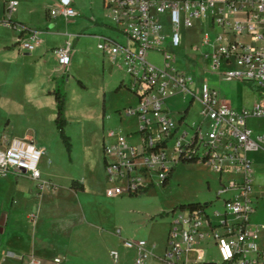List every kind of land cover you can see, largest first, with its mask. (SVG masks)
Wrapping results in <instances>:
<instances>
[{"label":"built area","instance_id":"2783aa9c","mask_svg":"<svg viewBox=\"0 0 264 264\" xmlns=\"http://www.w3.org/2000/svg\"><path fill=\"white\" fill-rule=\"evenodd\" d=\"M17 4V0L7 1L8 16L3 24L18 32V49L31 52L42 41L40 31L10 18ZM104 7L117 35H98L97 48L133 77L125 85L138 95V104L125 111L141 121L139 145L115 130L108 131L115 139L104 145V169L111 183L106 194H138L154 186L155 177L163 184L174 167L170 163L183 158L205 163L220 174L229 165L231 176L220 180L216 192L222 209L215 208L212 215L218 220L213 222L206 209L211 201L192 209L173 208L166 248L158 258L163 264H264V247L259 241L264 222L251 221L256 208L252 195L254 170L248 157V152L264 149V134L253 136L247 126L248 118L264 116V0H104ZM77 14L72 0H58L48 11L53 18L67 19ZM208 18L220 28L213 41L207 30L201 37V42L211 47L204 53L211 59L210 69L227 81L251 85L260 96L252 106L237 110L221 102L218 90L203 80L198 95L202 121L193 134L185 128L177 135L180 126L173 121L166 100L183 93L191 95L193 101L197 87L193 74L175 67L173 48L182 44V27L192 28L197 19ZM72 50L69 41L53 50L64 68L70 64ZM150 52L161 54V66L150 61ZM223 63L234 66L221 69ZM184 120L180 116L179 124ZM204 125L207 130L203 133ZM173 138L169 159L167 146ZM43 153V148L29 139L10 138L0 148V177L8 173L27 176L44 189L49 181L41 177L39 169ZM116 232L121 235L120 229ZM208 239L215 241L220 261L205 260L201 244ZM123 245L136 250L135 264H144L152 254L144 238H124ZM184 254L188 260L182 258ZM7 255L16 253L7 251ZM53 262L62 260L55 257ZM26 264H41V260L30 257Z\"/></svg>","mask_w":264,"mask_h":264},{"label":"rangeland","instance_id":"374dc122","mask_svg":"<svg viewBox=\"0 0 264 264\" xmlns=\"http://www.w3.org/2000/svg\"><path fill=\"white\" fill-rule=\"evenodd\" d=\"M205 30L213 41L220 28L185 29L183 43L173 48L175 67L193 74L197 87V97L187 110L188 116L180 124L178 120L189 105L191 95L178 93L166 100L173 121L180 126L177 135L182 134L185 128L190 135L193 134L202 121V105L198 95L203 80L212 81L222 91H228L233 85V82L227 81L217 83L215 73L210 69L211 59L202 57V53L209 52L211 48L201 42V32ZM0 37L11 40L14 32L1 23ZM96 42L93 38L84 41L82 54L78 55L75 64L74 77L70 76L61 84L66 95L65 115L68 123L65 132L71 142L69 149L57 131L54 132L51 123V113L55 109L53 95L46 94V89L45 95L41 96L47 80H37L28 75L30 56L26 57V63L9 51L0 53V126L3 124L5 105L11 110L8 114H11L15 125L38 123L49 142L48 156L53 160L48 168L53 182L49 181L42 195L35 192L34 181L29 178L17 177L12 173L0 177V207L8 208L11 195L15 194L9 241L5 236L0 237V264H26L30 257L40 259L41 264H54L55 256L62 260L59 264H135V254L123 257L126 254L124 238H144L150 245L156 244L144 264H163L158 256L167 242L170 211L180 204L211 201L206 209L212 215L213 210L220 206V200L216 199V192L221 186L219 173L199 162L172 161L170 164L174 169L166 184H161L160 179L155 177V185L138 194H106V188L111 183L104 169L103 136L109 144L115 137L109 136L108 131L115 130L125 135L130 143L139 145L141 121L137 115H127L125 111L138 104V95L124 84L119 86L121 77L125 78V83H129L133 77L126 74L119 64L106 63L103 68ZM191 42L198 47L192 49L189 46ZM148 58L162 65L158 52H150ZM73 59L74 54L64 71L72 72ZM115 67H120V70ZM12 70L17 74L16 79L5 84L2 75ZM56 86L55 83L50 89ZM250 97V94L244 96L246 100ZM148 116L155 122L152 113ZM193 122L196 123L195 127ZM248 125L256 132L264 131V118H251ZM202 130L203 133L207 130L206 125ZM174 141L175 138L168 142L169 159L172 158ZM252 153L249 155L254 166L253 192L264 196V153L257 152V157ZM74 179L83 181L86 188L80 206L73 204L77 199L65 190ZM78 187L79 183L76 182L73 188L77 190ZM26 215L28 220L25 219ZM258 217L264 219V197L259 205ZM117 229H120L121 235L116 232ZM16 241L32 250L8 256L7 251L15 253L9 242ZM130 251L133 253L134 250ZM205 257L207 261H220L213 247L206 250ZM182 258L188 260L186 254Z\"/></svg>","mask_w":264,"mask_h":264},{"label":"crops","instance_id":"0c3cea01","mask_svg":"<svg viewBox=\"0 0 264 264\" xmlns=\"http://www.w3.org/2000/svg\"><path fill=\"white\" fill-rule=\"evenodd\" d=\"M8 0H0V24L2 23L3 26L7 27L11 31L14 32V38H11V40L5 39V37H0V53H4L6 51H9L13 53L16 56H19L20 61L26 62V57L30 56L28 60V75L31 78L36 77L37 80L40 78H45L47 81V86L45 88H42V94L41 96L45 95L46 89H48L46 94H52L53 90H55L57 87H61V82L70 76L74 77L73 73H76L75 70V64L78 60V57L82 54V50L84 48V41L87 38H93L94 40L99 41L98 35L105 34V35H111L116 36L117 32L113 28L110 19L107 15V12L104 7V0H72L73 4L75 6V9L77 10L78 14L74 17H70L65 19L64 17L58 16V17H50L48 15V11L51 7L55 6L58 2V0H17L18 4L15 7V10H13L10 14V18L14 21L21 22L23 24L28 25L29 27L38 29L40 31V36L42 38L41 43L31 52H22L18 49L16 45V37L18 35V32L3 24V19L7 17L6 12V3ZM198 28L199 30L209 28L212 30H215L216 27L213 25L212 20L208 18L206 21L196 20L194 27L192 28H186L182 27V43L184 41V31L185 29H193ZM203 33V31L201 32ZM202 37V34H201ZM66 41H69L72 45V55L74 54L73 64L71 65V73L68 71H64V67L61 66L58 61L57 57L54 53V48L62 46L66 43ZM96 42V43H97ZM197 44L191 42L189 43V46L193 48ZM211 50V49H210ZM100 57L102 60V67H105V64H111L108 57L101 51ZM204 53H202V57L204 56ZM160 54V53H159ZM71 55V59H72ZM79 55V56H78ZM176 55V54H175ZM176 57V56H175ZM209 58V57H205ZM162 59V56H161ZM192 59V57H191ZM234 65L225 64L223 63L221 69H225L227 67H232ZM120 67H115L116 70H118ZM122 68V67H121ZM123 69V68H122ZM120 70V69H119ZM124 70V69H123ZM215 73V79L217 83L222 81H227L223 79L218 72L211 71ZM126 73V72H125ZM16 73L14 71H9L5 75H2L1 77L4 79L5 84H10L13 79L15 78ZM19 77H17L18 79ZM80 80V79H79ZM210 85H212L214 88H216L219 92L220 101L227 103L231 105L234 109L240 110L244 107H250L253 105V103L257 100V98L260 96L259 90L255 89L253 87H250L246 85L244 82L240 81H227V82H233V85L228 91H222L218 86L213 84L212 81L207 80ZM57 84L56 88L51 90L50 88L53 87L54 84ZM124 84L125 85V78L121 77L119 80V85ZM6 91V90H5ZM3 89V93H5ZM250 94L249 99H245L244 96ZM54 97V95H53ZM191 101V100H190ZM189 101V104L190 103ZM55 103V99H54ZM8 111H11L10 108L7 109V105H5V112L3 117V124L0 126V148L4 146L7 140H9L12 137H18V138H25L31 140L36 146L43 148L44 153L39 161V169L41 171V177L47 181H52L51 175L49 174L48 168L52 166L53 160L51 157L48 156V150H49V142L47 138L44 136L43 128L38 124H27L24 126H18L13 123L11 120L10 115L8 114ZM55 115H56V104L55 109L52 110L51 113V123L54 129L57 131L55 126ZM188 116V112L185 114L184 117ZM66 117V115H65ZM251 118H258V117H250L247 119V126L252 130V128L248 125V120ZM261 118H264L262 116ZM68 123V121H67ZM67 125V124H66ZM66 127V126H65ZM58 133V131H57ZM258 134H264V131L256 132L252 130V135L256 136ZM59 135V134H58ZM103 142L105 145L107 144L105 135L103 136ZM264 146V142H263ZM262 151L264 153V149L261 148L256 151H250L253 152V156L257 157V152ZM248 152V157L250 158V155ZM251 159V158H250ZM252 161V160H251ZM253 166V163H252ZM254 170V166H253ZM231 169L229 165H225V167L222 170V173H219L218 181L220 180H227L230 176ZM17 177H25L29 178L27 176H21L16 175ZM31 179V178H29ZM33 180V179H31ZM79 183L78 189H74L73 186L67 185L65 187V190L69 193V195L73 196L77 199L76 203L77 205H81L82 201V195L85 192V184L83 181H80L78 179H74ZM34 181V189L35 192L39 195H42L43 191L47 188L40 190L37 186V182ZM73 181V180H72ZM81 184V185H80ZM46 191H44L45 194ZM49 192V191H48ZM254 205H255V212L251 215V221L254 223L258 222H264V219H261L258 217V210L259 205L262 202V198L264 196L255 194L252 192ZM14 202H15V194L13 193L11 195L9 206L6 207H0V214H2L1 218L4 221L3 225V231L0 233L1 236H5L6 240H8V233H10L12 229L13 224V215L12 211L14 208ZM219 209H222V202H220V206L216 207ZM213 222H216L218 220V217L215 215H211ZM25 219L28 220L27 215L25 216ZM28 224V222H27ZM170 221L168 224L169 229ZM167 229V232H168ZM167 239V237H166ZM260 244L264 247V230L260 233ZM148 242V241H147ZM11 248L13 251H15L16 255L21 254L20 252L24 251H30L32 249L28 248V246H22L17 241L16 242H9ZM149 248L153 251L154 248H156V244L150 245L148 242ZM201 247L204 249V255L206 256V250L213 247L216 249L215 241L212 239H208L206 241H203L201 244ZM166 248V244L164 245L163 251L160 255L163 254L164 250ZM130 250H134L133 253ZM217 251V249H216ZM124 258L129 257L131 254H135L136 256V250L135 249H127L125 250ZM133 256V255H132ZM56 257V256H55ZM206 258V257H205Z\"/></svg>","mask_w":264,"mask_h":264},{"label":"trees","instance_id":"16d2710c","mask_svg":"<svg viewBox=\"0 0 264 264\" xmlns=\"http://www.w3.org/2000/svg\"><path fill=\"white\" fill-rule=\"evenodd\" d=\"M78 81L82 84L81 80L78 79ZM62 84V82H61ZM120 86V85H119ZM53 95H54V99H55V104H56V115H55V126L56 129L58 131L59 137L62 139V141L65 143V145L67 146V148L69 149L71 146V142H70V138L69 136L66 134L65 132V126L67 124V119L65 117V109H66V95L65 93L62 91V88L59 86L57 87L55 90H53ZM191 103V101H190ZM190 104L186 107V109L184 110L183 114L181 115V118H183L185 116V114L187 113V110L189 108ZM182 162L184 163H191L194 162L193 159H188V158H183ZM174 167H172L169 175L167 176L166 180L163 182V185L167 183L168 179L171 177L172 172H173ZM76 180H73L71 182V186L74 187V185L76 184ZM81 185V184H80ZM202 203L201 202H193V203H187V204H180V207H188L190 209L195 208L197 206H201Z\"/></svg>","mask_w":264,"mask_h":264},{"label":"water","instance_id":"95a60500","mask_svg":"<svg viewBox=\"0 0 264 264\" xmlns=\"http://www.w3.org/2000/svg\"><path fill=\"white\" fill-rule=\"evenodd\" d=\"M3 225H4V221H3V219L1 218V219H0V233L3 231Z\"/></svg>","mask_w":264,"mask_h":264}]
</instances>
